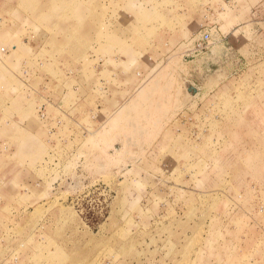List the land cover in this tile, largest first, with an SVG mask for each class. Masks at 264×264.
<instances>
[{
	"label": "rangeland",
	"instance_id": "374dc122",
	"mask_svg": "<svg viewBox=\"0 0 264 264\" xmlns=\"http://www.w3.org/2000/svg\"><path fill=\"white\" fill-rule=\"evenodd\" d=\"M66 5L0 13V264H264V0Z\"/></svg>",
	"mask_w": 264,
	"mask_h": 264
},
{
	"label": "crops",
	"instance_id": "0c3cea01",
	"mask_svg": "<svg viewBox=\"0 0 264 264\" xmlns=\"http://www.w3.org/2000/svg\"><path fill=\"white\" fill-rule=\"evenodd\" d=\"M54 1L55 0H48V4H46V0H42V4H43L42 9L43 10H48V12H50V11L51 12L47 16L48 18L45 19V20H43L40 24H37V23H34V22L31 23V24H28L27 21L26 22H23L22 21V18H24L25 15L23 16L22 11H18L19 9H18V5L17 4H16V6L14 8L11 7L8 10V8L6 6L2 5L1 0H0V13L1 12H9V11L10 12H15L14 15H11V18H10L11 24L9 26L10 27H13V28H16V29H18V28L19 29H29L31 27H40L42 29V31H44V29H47V28H50L51 29V28H54V27H58V28H83V27H92L94 25L97 26V24H94L93 23L92 17L90 18V24L88 22H83L85 19L82 20V21H79L76 18H73V19L70 18V19H67V20L64 19V18H62V16H60V12L63 13V12H65L67 10L66 8H67L68 5H66V0H61L57 4V6H58L57 11H55V10L52 9V8L57 7L56 6V3ZM32 2H35V0L32 1ZM78 7H79L78 10L79 11H82V9H83L82 5H78ZM95 7H96V4H93V7L90 8V11L91 12L96 11V8ZM18 13H21V14L18 15ZM55 13H57V14H55ZM93 17L95 18V14L93 15ZM1 22L2 21H0V23ZM95 23H96V21H95ZM41 34H42V32H39V33H36V34L33 33V39L32 40L33 41L36 40V38H39L41 36ZM43 34H42V36L44 38L45 35H43ZM52 36H53V33L51 34V33L48 32V34L42 40V42H43L42 45H44V42L45 41L48 42L52 38ZM23 43H25V42L23 41ZM29 43H32V41L31 42L29 41ZM17 56H20L21 59H22V61L23 60L33 61L34 60L33 53H30L28 51H24V49L21 48V47L19 49V52H18V55ZM13 57L16 58L15 56H13ZM20 64L22 65V63H20ZM25 71L28 74L29 71H28L27 68L25 69ZM1 72H3L5 74L4 76L6 77V79H7V81L9 83L15 85V87L18 86V84H17V81H18V78H17L18 77V73L16 71H14L13 69H11L9 67H6L5 69H3L2 66H1V63H0V73ZM33 102H34V100H33ZM31 106H33V105H31Z\"/></svg>",
	"mask_w": 264,
	"mask_h": 264
},
{
	"label": "built area",
	"instance_id": "2783aa9c",
	"mask_svg": "<svg viewBox=\"0 0 264 264\" xmlns=\"http://www.w3.org/2000/svg\"><path fill=\"white\" fill-rule=\"evenodd\" d=\"M210 38V35L208 33H204L199 37V40L202 41V43L207 42ZM4 50V48H2Z\"/></svg>",
	"mask_w": 264,
	"mask_h": 264
},
{
	"label": "bare ground",
	"instance_id": "6f19581e",
	"mask_svg": "<svg viewBox=\"0 0 264 264\" xmlns=\"http://www.w3.org/2000/svg\"><path fill=\"white\" fill-rule=\"evenodd\" d=\"M139 130V129H138ZM138 130H137V132H138Z\"/></svg>",
	"mask_w": 264,
	"mask_h": 264
}]
</instances>
